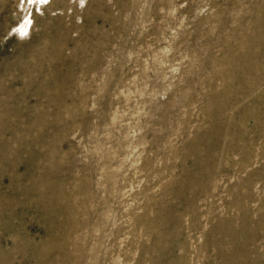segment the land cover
I'll return each mask as SVG.
<instances>
[{"label":"rangeland","instance_id":"1","mask_svg":"<svg viewBox=\"0 0 264 264\" xmlns=\"http://www.w3.org/2000/svg\"><path fill=\"white\" fill-rule=\"evenodd\" d=\"M0 264H264V0H0Z\"/></svg>","mask_w":264,"mask_h":264},{"label":"snow or ice","instance_id":"2","mask_svg":"<svg viewBox=\"0 0 264 264\" xmlns=\"http://www.w3.org/2000/svg\"><path fill=\"white\" fill-rule=\"evenodd\" d=\"M22 2H23V0H22ZM27 2H28V3H34V2H35V0H27ZM41 2H44V0H41ZM25 23L27 24V23H28V21H25Z\"/></svg>","mask_w":264,"mask_h":264},{"label":"bare ground","instance_id":"3","mask_svg":"<svg viewBox=\"0 0 264 264\" xmlns=\"http://www.w3.org/2000/svg\"><path fill=\"white\" fill-rule=\"evenodd\" d=\"M37 185V184H36ZM9 208V207H8Z\"/></svg>","mask_w":264,"mask_h":264}]
</instances>
